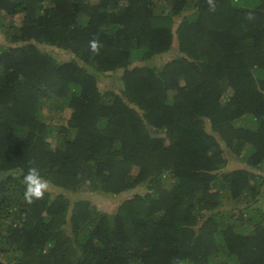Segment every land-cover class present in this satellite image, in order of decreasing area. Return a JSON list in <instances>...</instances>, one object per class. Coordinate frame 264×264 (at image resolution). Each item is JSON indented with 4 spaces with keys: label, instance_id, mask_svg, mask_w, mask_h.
<instances>
[{
    "label": "trees",
    "instance_id": "trees-1",
    "mask_svg": "<svg viewBox=\"0 0 264 264\" xmlns=\"http://www.w3.org/2000/svg\"><path fill=\"white\" fill-rule=\"evenodd\" d=\"M214 2L0 0V264H264V0Z\"/></svg>",
    "mask_w": 264,
    "mask_h": 264
},
{
    "label": "rangeland",
    "instance_id": "rangeland-1",
    "mask_svg": "<svg viewBox=\"0 0 264 264\" xmlns=\"http://www.w3.org/2000/svg\"><path fill=\"white\" fill-rule=\"evenodd\" d=\"M17 23H19V21H17ZM0 44L3 46H9L5 37L3 36V32L1 35V30H0ZM42 51H51V49L50 48H42ZM173 53L176 56H177V54H179L178 43H176L174 45ZM53 56H55L59 61L68 60V56H57L56 52L53 53ZM157 63H158V61H157ZM121 76H122V71H118V72H115L112 74L108 73L107 75H100L99 74L97 77L98 81H99V86L104 91H114V92L120 93L121 90H123V82L121 80ZM46 113H48V111ZM69 115H70V111H67L65 114V119H68ZM54 116L57 117L56 114H54ZM59 122L64 123L65 121H59ZM49 141L52 143L53 147H56L58 140L56 139L55 136H52ZM225 155H226V158L228 159V168H230V169L247 168L245 164L240 162L237 155L232 153L229 149H227V152ZM49 192H52V193L54 192L56 194L58 193L55 190V187H52L51 185H50ZM133 193L134 192H127V193H122L120 195H109V194H103V193L101 194V193H93V192L83 191V192H78L76 194H74L73 192H66L65 195L67 197H69L70 199H73V200H75V199H89L96 206H98V208L101 211L108 212L110 214H114L117 211L120 204L123 203L125 200L131 198L134 195ZM263 205H264V202H263ZM228 209L230 210L231 207H228ZM238 209H241V208H238ZM238 209H236V213L239 212Z\"/></svg>",
    "mask_w": 264,
    "mask_h": 264
},
{
    "label": "clouds",
    "instance_id": "clouds-1",
    "mask_svg": "<svg viewBox=\"0 0 264 264\" xmlns=\"http://www.w3.org/2000/svg\"><path fill=\"white\" fill-rule=\"evenodd\" d=\"M207 3L209 4L210 9L215 11L216 5L214 0H207ZM249 19H252L251 15L249 16ZM101 47L102 45L98 39L94 38L89 41V49L93 54L98 55ZM23 184V198L28 204L43 199L45 194L50 190V181L44 178L41 175L40 170L35 166H30L28 168L26 174L23 176ZM173 264H183V262L179 258H175Z\"/></svg>",
    "mask_w": 264,
    "mask_h": 264
}]
</instances>
